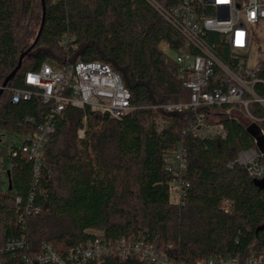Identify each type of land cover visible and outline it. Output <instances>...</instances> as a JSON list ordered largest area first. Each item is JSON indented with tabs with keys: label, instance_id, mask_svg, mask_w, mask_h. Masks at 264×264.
Here are the masks:
<instances>
[{
	"label": "trees",
	"instance_id": "16d2710c",
	"mask_svg": "<svg viewBox=\"0 0 264 264\" xmlns=\"http://www.w3.org/2000/svg\"><path fill=\"white\" fill-rule=\"evenodd\" d=\"M154 1L164 8L180 2ZM45 4L38 38L42 0H0V90L25 54L0 97V130L20 138V144H9L12 190L8 171L6 189L0 184V264H26V257L42 255L44 244L68 258L97 236L112 243L143 240L175 264L219 258L245 262L264 255V176L252 177L237 161L241 152L264 150V110L252 104L258 121L250 124L228 116L231 106L202 107L198 112L226 136L194 137L186 130L195 112L163 108L190 100L184 87L189 76L180 73L171 55L183 48L181 35L149 0H45ZM65 38H75L68 51L62 46ZM206 41L227 65H232L233 56L248 58L234 52L224 35L208 33ZM78 62L111 66L131 93L133 109L117 120L89 107L67 106L54 120L55 132L36 178L34 163L19 145L45 122L54 103L45 104L34 95L13 104V91L25 89V73L43 64L63 70ZM260 65L258 77L264 79V63ZM256 91L264 97V86L256 85ZM71 122L76 140L72 152H67L62 139ZM84 128L85 137L80 138L78 132ZM179 145L188 150L183 177L188 189L181 202H173L176 178L167 170L166 157ZM29 206L39 213H28ZM23 237V248L6 250L8 241ZM86 264L147 262L133 254Z\"/></svg>",
	"mask_w": 264,
	"mask_h": 264
},
{
	"label": "built area",
	"instance_id": "2783aa9c",
	"mask_svg": "<svg viewBox=\"0 0 264 264\" xmlns=\"http://www.w3.org/2000/svg\"><path fill=\"white\" fill-rule=\"evenodd\" d=\"M149 3L171 24L183 39V48L178 50L175 59L182 75L189 77L184 87L190 91L187 103L168 104L163 108L171 113L190 109L196 113L187 132L200 139L226 136V132L208 122V117L198 112L202 107L231 106L228 116L238 120L232 114L236 112L250 124L258 119L250 106L258 104L264 110V97L258 95L256 85L264 86L262 66H248V58L233 56L232 65L225 64L206 41L208 33L226 36L234 52L247 54L251 48L250 26L264 21V2L261 0H180L170 8H164L154 0ZM69 40L65 38L62 46L68 51ZM165 51L169 46L165 45ZM76 49V46L73 45ZM25 89L13 91L12 103L31 99L34 95L42 97L45 104L54 103L45 122L33 134L24 138L19 151L34 163L35 176L38 178L45 158V146L55 132L54 120L62 116L67 106L84 110L89 107L93 112L109 115L121 120L129 114L131 93L125 88L120 75L111 66L100 62H78L65 69H56L43 64L37 71H28L24 75ZM166 122V121H164ZM86 124V120H84ZM80 138L85 137V128L79 130ZM237 161L245 166L254 178L264 176V150L241 152ZM167 170L176 178L172 189L178 201L186 194L188 184L183 181L188 168V150L179 145L166 157ZM33 197H31L32 199ZM17 204L22 199L16 197ZM39 209L27 207L28 213H39ZM23 215L20 221L23 222ZM25 238L8 241L6 250L23 248ZM139 255L147 264H175L166 254L159 253L147 242L133 239H121L114 243L97 236L87 241L68 258L60 256L53 248L43 245V253L33 259L25 258L26 264H86L89 260L107 257L126 259L130 255ZM196 264H264V255L251 257L245 262L239 258H219L199 261Z\"/></svg>",
	"mask_w": 264,
	"mask_h": 264
},
{
	"label": "rangeland",
	"instance_id": "374dc122",
	"mask_svg": "<svg viewBox=\"0 0 264 264\" xmlns=\"http://www.w3.org/2000/svg\"><path fill=\"white\" fill-rule=\"evenodd\" d=\"M251 33V48L248 52V66L250 68H254L256 65L264 63V21L260 22L258 25L250 26ZM165 49V47L163 46ZM172 56H176V54H171ZM234 117H238V119L244 123H248V121L243 117L239 116L238 113L233 112ZM78 136L79 132H78ZM74 140H76L74 124L71 122L64 134L62 139V147L65 151L72 152L73 145L75 144ZM16 142L20 144V138L15 137V135L2 132L0 130V184L6 189L7 180H6V172L10 168L9 162V153H10V142ZM70 152V153H71ZM171 200L173 202L178 201V196L173 193L171 195Z\"/></svg>",
	"mask_w": 264,
	"mask_h": 264
},
{
	"label": "water",
	"instance_id": "95a60500",
	"mask_svg": "<svg viewBox=\"0 0 264 264\" xmlns=\"http://www.w3.org/2000/svg\"><path fill=\"white\" fill-rule=\"evenodd\" d=\"M42 2H43V22H42L41 31H40V33H39L38 38H39L40 35H41L42 29H43V27H44V23H45V17H46V4H45V0H42ZM38 38H37L35 44L38 42ZM24 56H25V54L21 56V60H20V63H19V65H18V67L13 71V73H12V74L6 79V81L4 82V84H3V86H2V88H1V90H0V97L2 96V94L4 93V91L7 89V86H8V84H9V82L11 81V79H12V78L15 76V74L20 70L21 65H22V59L24 58ZM7 174H8V177H9V190H12V183H11V179H10L11 172L8 171ZM263 184H264V182H263Z\"/></svg>",
	"mask_w": 264,
	"mask_h": 264
}]
</instances>
